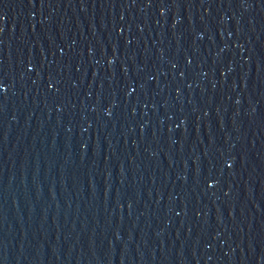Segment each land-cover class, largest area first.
Segmentation results:
<instances>
[{"label":"water","instance_id":"obj_1","mask_svg":"<svg viewBox=\"0 0 264 264\" xmlns=\"http://www.w3.org/2000/svg\"><path fill=\"white\" fill-rule=\"evenodd\" d=\"M0 264H264V0H0Z\"/></svg>","mask_w":264,"mask_h":264}]
</instances>
